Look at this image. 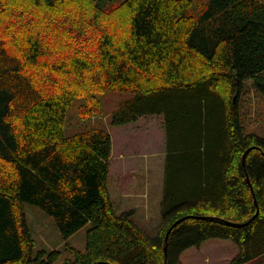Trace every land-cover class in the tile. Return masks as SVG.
<instances>
[{
	"label": "trees",
	"instance_id": "16d2710c",
	"mask_svg": "<svg viewBox=\"0 0 264 264\" xmlns=\"http://www.w3.org/2000/svg\"><path fill=\"white\" fill-rule=\"evenodd\" d=\"M191 4L0 0V264L61 253H34L25 202L65 236L92 222L86 249L68 245L62 264H183V250L212 237L238 243L232 264L264 254V137L245 131L240 109L249 80L264 98V0H208L199 16ZM110 90L133 93L111 124L164 115L174 138L156 235L116 211L107 127L65 133L77 97L88 120Z\"/></svg>",
	"mask_w": 264,
	"mask_h": 264
},
{
	"label": "rangeland",
	"instance_id": "374dc122",
	"mask_svg": "<svg viewBox=\"0 0 264 264\" xmlns=\"http://www.w3.org/2000/svg\"><path fill=\"white\" fill-rule=\"evenodd\" d=\"M104 5L111 6L120 0H102ZM208 0H192L189 12L199 16ZM97 97L102 103V113L94 115L86 120L81 117L80 106L85 102L83 96L77 97L68 108L65 133L67 136L76 134L87 127L93 125H103L112 135L114 153H118L120 140L127 149L126 154H138V158L149 164L153 154L158 151L162 143H165L168 131L166 126L160 125L155 119L157 115L141 116L137 120L122 125L110 123L112 112L118 107L119 103L133 96L131 92L124 91H103L97 92ZM240 109L242 112V125L246 132H252L264 137V98L263 94L253 85L252 80L248 81V86L244 93L240 95ZM133 159V157H128ZM115 166V162H114ZM171 170H167L164 178L163 195L170 180L172 182ZM117 180L115 168L111 172V181ZM110 184V170H109ZM147 197H144L145 200ZM114 202V201H113ZM118 214L126 212L123 203L114 202ZM27 223L35 239L34 253L40 251L59 250L61 253L55 260V264H62L69 258H74L68 245L86 249L87 231L93 226L88 222L79 230L69 236H65L59 229L54 216L40 206L25 202ZM156 224L148 225V231L152 235L158 233ZM239 253L238 243L230 238L212 237L204 240L200 245H193L182 251L180 255L183 264H232L233 259ZM242 264H264V254L259 257L244 262Z\"/></svg>",
	"mask_w": 264,
	"mask_h": 264
},
{
	"label": "crops",
	"instance_id": "0c3cea01",
	"mask_svg": "<svg viewBox=\"0 0 264 264\" xmlns=\"http://www.w3.org/2000/svg\"><path fill=\"white\" fill-rule=\"evenodd\" d=\"M155 118L164 127V115L158 114ZM119 146L121 148L118 153H114L113 145L110 156L111 199L123 203L126 211H132V218L140 226L148 230V225L157 223L159 229L165 173L168 169H174V138L167 134L165 143L153 154L149 164L141 161L138 154H126L127 148L122 145V139ZM114 168L117 180L112 183L111 172ZM144 197L147 198L144 200Z\"/></svg>",
	"mask_w": 264,
	"mask_h": 264
},
{
	"label": "water",
	"instance_id": "95a60500",
	"mask_svg": "<svg viewBox=\"0 0 264 264\" xmlns=\"http://www.w3.org/2000/svg\"><path fill=\"white\" fill-rule=\"evenodd\" d=\"M245 160H246V154H244V157H243V163L245 164ZM248 178V177H247ZM249 179V178H248ZM201 218H216V217H214V216H201ZM229 223H231V224H233V225H235V226H239V225H241V224H238V223H233V222H229ZM166 239H167V237H166ZM165 251H166V257L168 258V253H167V247H165Z\"/></svg>",
	"mask_w": 264,
	"mask_h": 264
}]
</instances>
